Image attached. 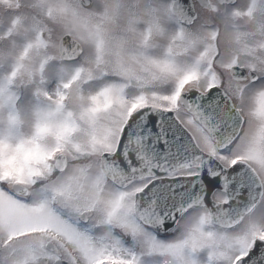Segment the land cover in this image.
<instances>
[{"label": "snow or ice", "instance_id": "1", "mask_svg": "<svg viewBox=\"0 0 264 264\" xmlns=\"http://www.w3.org/2000/svg\"><path fill=\"white\" fill-rule=\"evenodd\" d=\"M0 264H264V0H0Z\"/></svg>", "mask_w": 264, "mask_h": 264}]
</instances>
